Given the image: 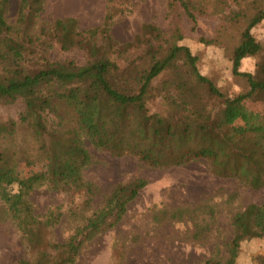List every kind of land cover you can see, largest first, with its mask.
I'll list each match as a JSON object with an SVG mask.
<instances>
[{"label":"trees","instance_id":"1","mask_svg":"<svg viewBox=\"0 0 264 264\" xmlns=\"http://www.w3.org/2000/svg\"><path fill=\"white\" fill-rule=\"evenodd\" d=\"M17 1L10 17V0H0V106L19 100L23 105L15 117L0 118V202L35 254L32 261L13 264H74L87 243L122 220L147 185L143 178L118 184L66 241H51L62 214H36L29 196L45 187L85 197L89 207L93 188L82 175L91 163L85 141L153 168L205 159L217 176L252 189L264 185V115L246 104L264 100V48L251 32L264 20V0H167L168 12L181 11L192 30L199 17L222 16L214 35L198 41L221 47L232 75L246 81L249 90L234 97H225L199 72L177 24L167 37L146 24L134 41L118 43L110 26L119 0H106L102 23L87 30L71 17L45 20L44 0ZM55 46L82 52L85 63L53 61ZM246 58L256 61L259 78L239 71ZM154 100L163 111H150ZM21 164L37 172L20 180L15 167ZM170 218L190 220L202 235L214 214L206 208L186 216L177 209ZM230 227L226 257L203 264H236L241 243L264 238V205L235 213Z\"/></svg>","mask_w":264,"mask_h":264},{"label":"rangeland","instance_id":"2","mask_svg":"<svg viewBox=\"0 0 264 264\" xmlns=\"http://www.w3.org/2000/svg\"><path fill=\"white\" fill-rule=\"evenodd\" d=\"M119 1L110 26V34L115 41H134L146 24L157 27L167 37L177 24L184 37L183 43L198 58L199 72L210 79L225 97H234L249 90L244 79L232 75L231 63L221 47L206 46L198 41L200 37L211 38L214 35L222 24V16L199 17L192 30V22L181 11L168 12L167 0ZM17 4V0H10V17H14ZM106 7V0H44L42 17L47 21L71 17L76 19L80 30H87L102 23ZM251 32L264 48V20ZM49 56L53 61L71 59L81 65L86 60L82 52H61L57 46ZM255 62L251 58L244 59L239 71L256 73L259 78ZM246 104L264 115V100H248ZM22 109L20 100L0 106V118L15 117ZM149 109L161 112L164 108L160 100H154ZM85 146L91 156V163L82 171L85 182L93 188L89 207L83 205L85 197L45 187L34 190L29 196L36 214L42 216L50 211L62 214L50 230L51 241H66L118 184L143 178L147 185L129 203L122 220L87 243L74 264H203L211 257L224 259L227 243L232 237L231 217L249 204L264 205V185L260 189H252L237 179L217 176L205 159L180 166L153 168L134 156L114 157L87 141ZM15 171L20 180H26L37 172L24 164L17 165ZM206 208L213 210L214 218L209 231L202 235L197 234L190 220L170 218L177 209L185 211L187 216L193 210L206 211ZM2 209L0 202V264L32 261L34 249L29 247L15 222L4 216ZM235 263L264 264V238L241 243Z\"/></svg>","mask_w":264,"mask_h":264}]
</instances>
